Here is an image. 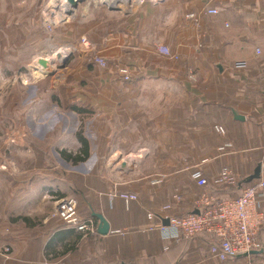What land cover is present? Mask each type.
Instances as JSON below:
<instances>
[{
	"label": "crops",
	"instance_id": "1",
	"mask_svg": "<svg viewBox=\"0 0 264 264\" xmlns=\"http://www.w3.org/2000/svg\"><path fill=\"white\" fill-rule=\"evenodd\" d=\"M83 3L62 34L69 42L85 35L92 49L74 54L61 79L48 78L42 89L28 90L29 100L15 96V111L25 108L32 120L19 123L22 133L15 141L13 191L21 228L11 236L0 231L13 247L8 264H264V222L260 252L222 262L210 252L215 239L200 234L170 242L150 229L159 220L147 218L149 211L158 217L194 211L204 191L191 179L195 168L212 195L227 190L215 182L222 168L232 172L235 185H251L260 177L264 0H159L126 16ZM206 6L219 14H205ZM188 13H196L198 21L187 19ZM158 43L168 45L178 60L160 55ZM94 55L105 58L107 67L95 64ZM119 64L129 67L130 81L118 72ZM165 97L174 101L167 104ZM54 115L63 121L52 120ZM79 135L88 156L74 161L85 156ZM25 143L26 152L20 150ZM228 143L231 147L220 150ZM105 153L131 156L135 165L109 164ZM121 194L137 199L126 202ZM66 196L77 199L80 215L93 217L97 228L96 214L103 215L109 233L85 237L52 217L54 201Z\"/></svg>",
	"mask_w": 264,
	"mask_h": 264
},
{
	"label": "rangeland",
	"instance_id": "2",
	"mask_svg": "<svg viewBox=\"0 0 264 264\" xmlns=\"http://www.w3.org/2000/svg\"><path fill=\"white\" fill-rule=\"evenodd\" d=\"M146 2H154V0H144L142 3H140V0H131L128 3L116 1L117 5L115 6L117 7H114L112 10L118 12L120 16L132 15ZM56 4H59L56 0H39L38 2H35V0H0V231L6 229L9 236H11V232L15 228H21V225L16 223L19 220L17 218L20 216L16 214L15 195L13 191L15 183L14 172L16 169L15 146L17 145L14 140L22 133L19 123L29 124L32 120L30 119V115L23 113L25 112L23 110L25 108L21 107L18 110L20 111L19 113L15 111V96L18 95L20 101H27L30 99L27 93L28 90H34L36 86L42 89V82H46L48 78L55 77L57 80L59 78L61 79L69 60L74 57L73 55L69 56L64 68H61L63 61L60 62L62 64H59L57 60H54L56 62L52 63L48 69L42 68L37 63L39 58H46L52 55L53 50L63 47L69 42L65 38L66 34L64 36L62 34L65 22H60V18L55 17L57 12L61 10L60 7H54ZM83 4V6L96 5L103 9H109L111 7L109 2L103 0H85ZM50 10L53 11L50 13ZM47 16H49L48 22ZM164 100L168 104L170 103L169 101L173 102L174 98L165 97ZM178 100L181 101V104L185 101L179 93ZM4 102H6L5 105L2 104ZM152 107H155V105ZM53 119L54 121H63V117L58 115H54ZM217 126L219 125L217 124L215 127ZM200 135H204L202 131H200ZM26 145L25 143L19 149L26 152L28 150V145ZM178 149L182 153L190 152L189 147L178 146ZM199 151L201 152V146L199 147ZM105 156H107L105 162L109 164L120 161L122 165L123 163L126 165L131 164L130 166L133 165V167L135 165V162L132 161L133 157L131 156L130 158L121 154L115 156L106 154ZM115 167L112 170L116 173L117 168ZM117 167L119 166L117 165ZM1 170H6L9 177L4 178ZM5 180L7 183H5ZM1 235L0 248L3 244L9 245L10 256L7 259L2 255L0 250V264H8L12 259L13 247L10 240L7 238L4 240L3 236L5 235ZM102 264L113 263L106 261L102 262Z\"/></svg>",
	"mask_w": 264,
	"mask_h": 264
},
{
	"label": "built area",
	"instance_id": "3",
	"mask_svg": "<svg viewBox=\"0 0 264 264\" xmlns=\"http://www.w3.org/2000/svg\"><path fill=\"white\" fill-rule=\"evenodd\" d=\"M56 1L59 4L54 5V7H60L61 10L57 12L55 17H59L60 22H66L72 17V15L67 14L70 6L66 0ZM157 1L159 0H154V2ZM52 11L50 10V13ZM61 12H64L63 17L60 16ZM204 13L218 15L219 10L206 6ZM186 18L192 19L195 22L198 21L196 13H188ZM61 48L70 50L67 57L69 58V56L76 53L90 51L92 44L87 36L83 35L76 41L67 42ZM156 49L160 55L167 59L178 60L179 58L178 54L164 43H158ZM256 53L260 54L261 51L258 49ZM52 56L50 55L45 58L51 65L54 63L51 59ZM92 61L104 68L108 65L107 60L99 55H94ZM117 68L125 81L131 80V71L128 66L119 64ZM188 75L190 79L195 80L194 74L190 73ZM216 130L220 134L225 133V129L222 126H217ZM226 147H231V144H225L220 150ZM190 176L204 190L194 203V211L198 210V213L193 211L186 216L166 215L158 217L155 212L149 211L147 218L150 221L154 219L159 220L158 224L155 227H150V229L158 230L161 237L170 242L178 241L180 238H192L201 233L211 235L215 239V243L210 248L211 255L222 262L230 257L248 254L250 251H259L260 241L258 233L264 222V168H262L260 177L251 185H247L240 194L222 200L209 193L206 188L208 184L207 178L200 169L196 168L192 170ZM215 182L220 185H235L236 179L229 169L222 168ZM121 197L126 202L137 199V195L135 194H121ZM180 199V195L176 196V200ZM164 208L169 209L170 206L167 205ZM51 216L63 221L65 225L82 233L85 237L97 233L96 220L91 216L80 215L78 201L73 196L57 198ZM164 220H167L168 224H165ZM0 250L2 255L8 259L10 256V246L3 244Z\"/></svg>",
	"mask_w": 264,
	"mask_h": 264
},
{
	"label": "water",
	"instance_id": "4",
	"mask_svg": "<svg viewBox=\"0 0 264 264\" xmlns=\"http://www.w3.org/2000/svg\"><path fill=\"white\" fill-rule=\"evenodd\" d=\"M68 5L70 6V9L67 11V14L68 15H73L75 10L79 7V5L81 3H83L85 0H66ZM117 1H123V2H130L131 0H117ZM110 9H114V7H110ZM118 9V8H117ZM59 57V55H58ZM68 61V58L65 59V61L63 62V64L61 65V68H64L65 67V64L66 62ZM37 63L42 66V68L44 69H48L49 67H51V64L50 62L45 59V58H39ZM236 119H241V120H244V117L241 116V115H236ZM261 170V165H259L255 171V176L254 177H257ZM195 213H198V210H195L194 211ZM96 216L99 218L100 222H99V225H98V228H97V231L98 233L102 234V235H106L109 233L110 231V226H109V223L106 221V219L103 217V215L101 214H96ZM164 223L165 224H168V221L167 220H164ZM258 252L260 251H250L248 254H245V255H253V254H257Z\"/></svg>",
	"mask_w": 264,
	"mask_h": 264
},
{
	"label": "trees",
	"instance_id": "5",
	"mask_svg": "<svg viewBox=\"0 0 264 264\" xmlns=\"http://www.w3.org/2000/svg\"><path fill=\"white\" fill-rule=\"evenodd\" d=\"M79 137V139L83 142V146H84V149L82 150V153L85 155L84 157H80V156H76V157H73V160L74 161H78V160H81V159H83V158H85V157H87L88 156V146H87V142L85 141V139H84V137L83 136H81V135H79L78 136ZM247 185H245V183L244 182H241V183H238L237 182V184L236 185H228V186H226L227 187V190H224L223 188H226L225 186L222 188L223 190H220V191H216L215 192V190L214 191H212V193L216 196V197H218L220 200H222V199H225V198H228V197H232L231 196V194H233V193H236V190H238L240 193L243 191V189L246 187ZM239 193V194H240ZM234 197V196H233ZM202 235H205V236H207V237H210V238H212V236L211 235H208V234H205V233H201ZM198 235H200V234H198ZM197 236V235H196ZM195 237V236H194ZM193 238V237H192ZM189 239H191V238H180V240H189ZM180 240H178V241H180Z\"/></svg>",
	"mask_w": 264,
	"mask_h": 264
},
{
	"label": "bare ground",
	"instance_id": "6",
	"mask_svg": "<svg viewBox=\"0 0 264 264\" xmlns=\"http://www.w3.org/2000/svg\"><path fill=\"white\" fill-rule=\"evenodd\" d=\"M102 1V0H101ZM103 1H107V2H109L110 3V5H111V7H117V6H115V5H117L116 4V1L117 0H103ZM142 2V0H140V3ZM113 5V6H112ZM124 11H125V9H124ZM60 16L61 17H63L64 16V13H60ZM52 21V20H51ZM53 22V21H52ZM54 48V47H53ZM69 53H70V50L69 49H64V48H57V49H55V50H53V56H52V60L54 61V60H57V63H59V64H62L64 61H65V59L68 57V55H69ZM58 55H59V57H58ZM63 61V62H62ZM54 62H56V61H54ZM60 62H62V63H60Z\"/></svg>",
	"mask_w": 264,
	"mask_h": 264
}]
</instances>
